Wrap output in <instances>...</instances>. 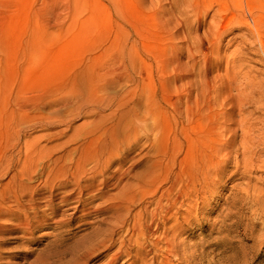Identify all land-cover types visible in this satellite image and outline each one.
Masks as SVG:
<instances>
[{"label":"rangeland","instance_id":"374dc122","mask_svg":"<svg viewBox=\"0 0 264 264\" xmlns=\"http://www.w3.org/2000/svg\"><path fill=\"white\" fill-rule=\"evenodd\" d=\"M230 3L236 6L233 10H243L241 15L222 17ZM250 8L251 0H0V89L13 88L22 79L37 83L34 72L38 69H45V94L64 83L75 69H98L102 76L105 69H142L144 78L148 72L159 76L156 69H179L186 78L208 73L213 88L222 81L218 88L223 98L225 93H235L227 86L226 75L231 73H236L235 82H254L245 92H264V52L249 31V17L254 18ZM130 88L124 85L119 90ZM63 99L60 93L45 98V114ZM232 101L235 108H231ZM237 101L238 96L223 101L220 108L228 112L220 116L223 121L234 114L233 123L225 122L234 132L223 133L224 141L231 138L226 148L229 156L223 152L222 166L217 174H210L206 189L177 205L175 209L181 211L174 222L159 229L158 234L168 230L172 242L181 244L169 256V264H264V166L260 165L264 144L256 139L264 136V116L259 117L261 110L256 109L259 100L246 105L256 119H249L254 131L249 133L252 142L245 145L241 137L246 127L240 125V119L248 116L247 111H238ZM71 114L73 127L62 134L55 132L65 128L63 124L45 126V130L25 128L24 133L32 137L45 132L43 143L47 146L62 142L74 126L90 119L77 111ZM144 139L124 163L123 178L108 182V193H117L121 184H136L142 171L150 168L155 148ZM244 147L257 150L248 166L241 154ZM181 158L190 161L184 152L177 155V160ZM137 192L128 213L122 211L127 217L124 228L111 226L110 212L94 210L104 201L101 197L64 210L67 221L63 225L55 227L47 219L31 238L21 237L26 233L2 230L7 227L3 226L0 264H107L119 240L124 238L127 248L134 244V220L144 217L146 223L149 218L145 212L152 208L153 197ZM138 212L145 215L136 216ZM99 228L113 229L114 244L87 249L90 233ZM160 246L159 252L165 254V243ZM138 247L123 253L115 264H153V252L147 248L138 252ZM159 260L157 256L154 264Z\"/></svg>","mask_w":264,"mask_h":264},{"label":"bare ground","instance_id":"6f19581e","mask_svg":"<svg viewBox=\"0 0 264 264\" xmlns=\"http://www.w3.org/2000/svg\"><path fill=\"white\" fill-rule=\"evenodd\" d=\"M230 5L228 13H223L222 17L229 15L230 19L241 15L243 10L235 11L236 6ZM250 9L254 18L249 17V31L256 35L264 52V0H251ZM105 71L102 76L98 69H75L64 83L45 94V69H38L34 72L37 83H30L31 79L25 83L22 79L13 88L0 89V230L7 226L2 230L26 233L20 236L31 238L30 234L43 222L47 223V219L55 227L63 225L67 221L64 210L83 207L99 197L104 201L94 210L110 212L111 226L124 228L127 217L122 211L129 209L137 191L142 190L153 197L152 208L145 212L149 218L146 223L144 217L134 220L132 227L137 232L134 244L127 248L124 238L119 240L107 264H115L137 244L138 252L146 248L153 252V264L157 256H160L158 264H169V256L178 251L181 244L172 242L174 237H169L168 230L158 232L167 222H174L177 212L181 211L175 207L183 205L200 189L205 190L210 174H217L222 166L220 158L229 148L231 139L224 141L223 133L234 132L225 125V122L233 123L234 114L224 121L220 119L228 113L220 109L223 101L238 96V111H247L248 117L240 119V125L246 127L241 142L247 145L252 142L249 133L254 131L249 119L256 118H252L253 110L246 105L259 100L260 106L256 109L261 110L259 117L264 116V92H245L255 84L252 80L235 82L236 73L226 75L228 89L235 93H225L223 98L218 88L223 85L222 81L213 88L204 71L193 78H186L177 72L179 69H156L159 76L148 72L145 78L142 69ZM124 85L131 88L119 90ZM53 91L64 95V99L45 114V98L53 96ZM233 107H236L234 101ZM73 111L90 119L74 126L62 142L47 146L43 143L45 132L32 137L24 133L35 127L45 130V126L63 124L65 128L55 132L62 134L73 127ZM143 138L144 143L147 140L155 148L152 165L142 171L136 184H121L117 193H108V182L123 178L124 163ZM256 139L258 144H264V136ZM253 149L240 150L247 166L251 165L250 156L257 155V150ZM181 152L189 157V162L183 158L177 160ZM229 153L223 155L229 156ZM261 163L264 166V158ZM5 177L6 181L1 182ZM60 208L62 212L56 217ZM113 235L112 228L96 229L90 233L89 246L85 247L107 248L114 244ZM161 242L165 243L162 249L165 254L159 252Z\"/></svg>","mask_w":264,"mask_h":264}]
</instances>
